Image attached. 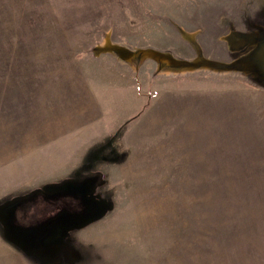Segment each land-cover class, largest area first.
Masks as SVG:
<instances>
[{
  "label": "rangeland",
  "instance_id": "1",
  "mask_svg": "<svg viewBox=\"0 0 264 264\" xmlns=\"http://www.w3.org/2000/svg\"><path fill=\"white\" fill-rule=\"evenodd\" d=\"M262 41L264 0H0V264H264Z\"/></svg>",
  "mask_w": 264,
  "mask_h": 264
},
{
  "label": "water",
  "instance_id": "2",
  "mask_svg": "<svg viewBox=\"0 0 264 264\" xmlns=\"http://www.w3.org/2000/svg\"><path fill=\"white\" fill-rule=\"evenodd\" d=\"M232 38L229 39L230 43H232L233 47L237 48L240 46L242 41L240 38L236 36H231ZM112 49L120 58L126 59L133 55V52L130 50L121 47V46H112ZM149 51V54L152 55L154 58L160 60L161 62H166L167 65L176 67V68H189V67H197L199 65H204L209 68H216V69H230L233 65H226L217 63L214 61H210L208 59L197 58L194 61L186 62L184 60L175 59L172 55L165 53V52H157V51ZM252 65L256 68L259 76L264 82V43L260 44L254 56L252 57L251 61Z\"/></svg>",
  "mask_w": 264,
  "mask_h": 264
},
{
  "label": "flooded vegetation",
  "instance_id": "3",
  "mask_svg": "<svg viewBox=\"0 0 264 264\" xmlns=\"http://www.w3.org/2000/svg\"><path fill=\"white\" fill-rule=\"evenodd\" d=\"M262 43H264V41L260 42V43L257 45V47H256L255 49H253L254 52H253L252 57L254 56V53H255L256 50L258 49L259 45L262 44ZM250 56H251V53H250L249 55L245 56V57L247 58V57H250ZM252 57H251V61H252ZM251 61H250V62H251ZM47 210L50 211V207H49ZM38 212H39V211H35V213H38ZM54 216H55V215H54ZM26 220H28V218H27ZM39 225H41V224H36V225L32 226V228L38 227Z\"/></svg>",
  "mask_w": 264,
  "mask_h": 264
}]
</instances>
